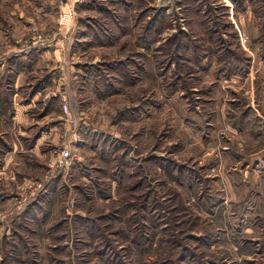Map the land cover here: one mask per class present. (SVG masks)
I'll return each instance as SVG.
<instances>
[{
    "label": "rangeland",
    "instance_id": "obj_1",
    "mask_svg": "<svg viewBox=\"0 0 264 264\" xmlns=\"http://www.w3.org/2000/svg\"><path fill=\"white\" fill-rule=\"evenodd\" d=\"M0 264H264V0H0Z\"/></svg>",
    "mask_w": 264,
    "mask_h": 264
},
{
    "label": "crops",
    "instance_id": "obj_2",
    "mask_svg": "<svg viewBox=\"0 0 264 264\" xmlns=\"http://www.w3.org/2000/svg\"><path fill=\"white\" fill-rule=\"evenodd\" d=\"M32 50H33L32 51L33 53H30L29 51L27 52L25 50V52H23L17 56H13L11 58H8V59L10 60V62L12 64H14V63L15 64H17V63L22 64L25 62L24 59L27 58V60L31 61V64L29 65L28 68H31V65H33V66L38 67V70L40 69V70L46 71V72H49V71L52 72V71H54V69L60 68V66L64 67L65 69H68L67 62L65 61V57L63 56L62 58H60V55H64V53L63 52L60 53L59 47L54 48V49L53 48L52 49H50V48L49 49L48 48H46V49L39 48L37 50L36 49L35 50L32 49ZM11 55H13V54H11ZM7 56L8 55H5V57H7ZM30 56H32L31 57L32 59L30 58ZM35 56H37V57H35ZM8 57H10V56H8ZM22 69H25V68L22 67ZM20 73H21V71H20ZM19 75L17 74L16 76L19 77ZM65 80H67L66 77H64V82H65ZM62 84H63V82H62ZM64 89L66 91V94H69V93L71 94L72 89L70 91H68L69 89L67 86H64ZM13 116L19 118L18 113H16V114L14 113Z\"/></svg>",
    "mask_w": 264,
    "mask_h": 264
},
{
    "label": "built area",
    "instance_id": "obj_3",
    "mask_svg": "<svg viewBox=\"0 0 264 264\" xmlns=\"http://www.w3.org/2000/svg\"><path fill=\"white\" fill-rule=\"evenodd\" d=\"M61 109L63 113H67V105L65 103L61 104ZM69 158H70L69 148L66 145H64L59 149L58 153L56 154L53 160V164H52L53 169H59L65 166Z\"/></svg>",
    "mask_w": 264,
    "mask_h": 264
}]
</instances>
